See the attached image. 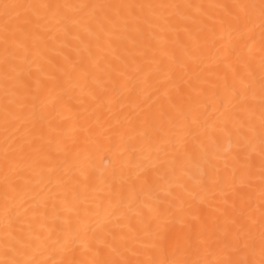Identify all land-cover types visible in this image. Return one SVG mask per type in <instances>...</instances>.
Instances as JSON below:
<instances>
[{
  "label": "snow or ice",
  "instance_id": "1",
  "mask_svg": "<svg viewBox=\"0 0 264 264\" xmlns=\"http://www.w3.org/2000/svg\"><path fill=\"white\" fill-rule=\"evenodd\" d=\"M0 264H264V0H0Z\"/></svg>",
  "mask_w": 264,
  "mask_h": 264
}]
</instances>
